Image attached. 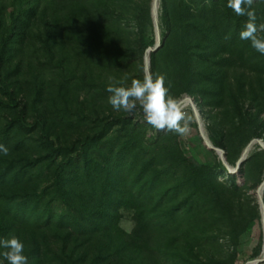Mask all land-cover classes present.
<instances>
[{"label": "trees", "instance_id": "obj_1", "mask_svg": "<svg viewBox=\"0 0 264 264\" xmlns=\"http://www.w3.org/2000/svg\"><path fill=\"white\" fill-rule=\"evenodd\" d=\"M12 1L15 5L10 12V26L5 25L0 18V94L7 97V101L0 99V106L15 114L11 121L12 129L15 128L19 133L30 134L36 126L30 127L27 122V107L20 105L17 93L14 92L17 78L20 77L22 70V61L19 60L14 66L15 60L20 59V54L25 50L30 38L38 39L42 44L50 47V44H54L59 37L68 38L74 35L72 29L75 27L81 29L90 20H107L108 18L102 12L97 14L105 0ZM16 2L19 3L16 4ZM43 2L44 8H42ZM23 5H28L29 8L26 12L20 13ZM252 8L258 18L257 22L264 23V0H254ZM160 9L161 46L156 52L151 53V74H159L158 54L164 46L171 43L173 39H178L181 43L177 57L178 67L180 66L183 73L170 85L166 80L170 94L179 98L183 92H186L194 98L200 110L218 109L228 100L236 101L235 96L238 93L231 86V79L233 72L243 70L244 82L238 84L237 90L241 93L240 96L249 98L253 107L257 108L259 111L257 117L264 114V55L252 48L249 40H241L239 36L247 22V16L236 15L227 7V0H160ZM142 14L144 15L137 19L138 40L135 53L137 51L145 53L156 45L155 38L149 37L146 30L147 23L151 24L150 8ZM38 15L44 23V31L37 37L32 33L31 28ZM172 15L176 17L174 18L176 25L172 24ZM104 45L103 49L107 56L102 55V58L109 61H121L120 65L125 62L124 59L120 60L123 53L112 39ZM87 53L95 55L90 52H86V55ZM87 58L90 57L87 56ZM101 62L98 60L97 63ZM182 86L184 88L178 90ZM43 95L44 93L38 92L36 100H46L43 99ZM52 98L49 97L50 104L54 105ZM255 124L257 128L249 140L263 138L264 119L256 121ZM37 125H41L48 151L46 155L36 160L27 161V165L30 169H36L39 166L54 164L52 187L55 189L57 201L69 211L67 214L55 215L51 206L52 202H48L43 210L45 225L52 228L71 226L81 233L98 234L103 237V245L99 247L94 264H103L113 256L116 261L126 253L143 256L140 264H145L147 259L154 264L149 255L158 260L157 258L163 253L164 240L170 235H173L169 242L170 246L173 245V241L184 240L186 247L191 249L189 239L199 227L198 223L204 220L207 212L211 211L209 208L218 206L224 208L221 201L216 198L215 184L218 183L220 176L227 177L223 184L228 188L235 190L239 188V176L231 174L223 164H220V173L213 169L193 167L190 171L191 178L186 183L177 184L170 191L164 190V179L168 174L160 163L164 148L158 154H154L153 150L150 156L146 153V158L140 162V154L147 152L150 148L144 144L145 136L148 131L155 129L148 124L140 127L133 125L130 120L117 119L104 125L92 137L58 147L50 140L51 131H58H56L55 122L47 126L43 115ZM116 125L121 128L115 136L117 157L114 163L105 164L101 158L105 155L103 156L98 148L106 150L105 147L109 142L114 141L110 138V131ZM173 136L176 137L177 134L172 131L160 132L149 142L154 146H162ZM210 140L215 147L225 153L228 152L223 139L212 136ZM167 155L172 157V166L179 165L181 160L179 148H175ZM251 159L248 158L245 162ZM239 173L244 174L242 169ZM25 177L24 173L12 172L11 169L0 173V201L12 203L14 206L13 217L7 216L0 210V237H19L23 234L24 246L30 242L37 250L40 245L39 238L43 240V243L46 242L47 231L23 233L15 221L16 219L25 221L29 217L28 212L38 207V202L29 196L17 200V193L24 189L17 184ZM6 181H9L13 187H17L4 189ZM183 189L189 192L186 199L178 206H171ZM125 214H129L134 222V228L130 234L120 228ZM180 216H186V221L191 227L187 226L189 228L186 229L180 225L178 223ZM248 230V225H245L241 233ZM240 235L234 238L236 245ZM263 243V237H261L253 253V259L262 256ZM158 251L161 252L159 255ZM107 253L110 255L106 256ZM29 260L31 264L40 263L39 258L33 254ZM183 264H195V261L189 262L184 259Z\"/></svg>", "mask_w": 264, "mask_h": 264}, {"label": "rangeland", "instance_id": "obj_2", "mask_svg": "<svg viewBox=\"0 0 264 264\" xmlns=\"http://www.w3.org/2000/svg\"><path fill=\"white\" fill-rule=\"evenodd\" d=\"M153 3L154 0H105L97 14L104 13L107 20H90L81 29L75 27L72 29L74 35L68 38L61 36L54 44L51 43L50 47L45 46L38 39L30 38L25 50L20 54V59L14 62V66H16L19 60L22 61L21 75L17 78L14 92L17 93L20 105L27 107V122L30 127L35 125L36 128L30 134L19 133L15 128L12 129L11 121L15 114L0 106V144L8 148L7 155L0 154V173L9 169L12 172L24 173L26 177L17 184L24 189L17 193V200L29 196L38 202L37 209H31L28 212L29 217L25 221L15 220L19 230L23 233L31 231L44 233L45 230L47 231L46 242L43 243V240L39 238L40 245L37 250L30 242L25 244L24 254L28 257V264H31L29 260L31 254L39 258V264H94L95 262V257L100 245H103L104 238L98 234L81 233L71 226L47 227L43 218V210L48 202H52L51 206L55 215L67 214L69 211H67V207L57 201L55 189L52 187L54 164L30 169L27 161L36 160L40 156L46 155L48 151L41 125H37L43 115L47 126L51 122H55L57 125L56 131H58H51L50 135V140L56 147L92 137L104 125L117 119L130 120L133 125L140 127L147 126L139 110L136 113L114 111L108 103V97L111 94L106 89L109 84L117 87L130 86L132 79H143L146 73L148 50L145 53L138 51L135 53L138 40L137 19L141 18L144 15L142 13L150 8L151 24L147 23L146 25L147 34L149 37L155 38L157 43L159 32L161 46L162 30L160 20L159 31L153 21ZM14 5L12 0H0V18L5 25L10 26V12L14 9ZM44 6L43 2L42 8ZM171 6L173 7V3ZM16 8L20 9V7ZM28 8V5H23L20 13L21 11L26 12ZM142 10L143 12H141ZM156 10L160 17V7ZM174 18L176 17L172 15L171 21L176 25L177 22ZM43 27L44 23L38 15L32 23V33L38 37V34L44 31ZM110 39L117 47H120L123 53L120 56V60H125L122 65H120L121 61H109L102 58V55H106V51L103 49L104 43ZM180 44L178 39H173L158 54L157 69L159 74L165 76L169 85L176 78L178 80L183 73L180 66L178 67L177 55L180 52ZM86 52L95 55L92 56L88 53L86 55ZM115 59L117 58L115 57ZM149 59L151 73V54ZM98 60L102 62L97 63ZM242 74H244L243 70L233 72L231 79V86L238 93L235 96L236 101L228 100L223 107L218 109L204 108L200 110L193 97L186 92L182 93L178 98L180 104L187 103V106L183 108L192 116L189 131L185 135L173 136L166 142L162 141L164 142L162 146H154L149 140L157 137L158 133L166 131L155 128L148 131L145 136L144 144L150 148L146 149L147 152L140 154V162L144 161L146 153L150 156L153 150L154 154H158L164 148L160 163L168 173L164 179V190L166 191H170L177 184L186 183L191 178L190 171L193 167L221 172L220 164L224 165L222 158L216 151L209 148L204 137L210 142L212 136L224 140L228 149V152L225 153L226 165L224 166L233 169V171L239 166L245 150L253 143L251 151L246 154V157L252 159L242 163L236 173L231 172V174L239 176L238 190L230 189L223 184L227 179L226 176H220L218 183L215 184L218 193H216V198L221 201L224 208L223 206L209 208L212 212L206 213L207 216L204 220L198 223V228L194 226L196 230L189 239L192 248L188 249L184 240L173 241V245L170 246L169 242L173 236L170 235L164 240L163 253L157 258L158 260L149 255L154 264H183L184 259L189 262L195 261V264H254L258 259H253L252 256L260 238L263 237L258 194L264 182V147L259 145V141L264 144V134L262 139L249 140V138L257 128L256 121L259 122L260 119L263 121L264 114L257 117L259 111L255 106L253 107L251 100L245 98L244 95L240 96L241 93L237 88L238 84L244 82L243 78L245 77ZM257 87H259L258 84ZM183 88V86L179 89L177 87L178 90ZM38 92L44 93L42 97L46 100L37 101L36 94ZM49 97H53L54 105L50 104ZM0 99L7 101V97L2 94H0ZM120 129V126L116 125L110 131V138L114 141L109 142L105 147L106 150L98 148L103 156L105 155L101 157L105 164L115 162L117 157L115 136L120 132ZM175 148H179L181 160L179 165L172 166V157L167 154H170ZM240 169L244 174L239 173ZM261 180L263 181L261 182ZM6 182L3 186L4 189L17 187L9 184V181ZM188 193L187 189H183L179 196L173 200L171 206H178L186 199ZM13 208L12 203L0 201V210L7 216H14ZM186 219V216H180L178 223L187 229L191 225L187 223ZM245 225H248L249 230L241 233ZM120 228L125 233H132L134 222L129 214H125ZM238 234L241 235L236 245L234 238ZM18 238L22 241L24 235L21 234ZM160 253L158 251V255ZM107 255L110 254L107 253ZM141 258L144 257L139 254L126 253L116 261L113 256L103 264H140ZM146 263L151 264L148 259L145 261Z\"/></svg>", "mask_w": 264, "mask_h": 264}, {"label": "clouds", "instance_id": "obj_3", "mask_svg": "<svg viewBox=\"0 0 264 264\" xmlns=\"http://www.w3.org/2000/svg\"><path fill=\"white\" fill-rule=\"evenodd\" d=\"M254 0H227V7L238 16H247V22L240 31L241 40H249L252 48L264 55V23L257 22ZM108 103L114 111L142 113L146 124L183 136L189 131L192 116L181 106L177 97L170 94L164 75L145 73L143 79H132L130 86L109 84ZM0 154L7 155L8 148L0 144ZM24 243L15 236L0 237V264H28L24 254Z\"/></svg>", "mask_w": 264, "mask_h": 264}, {"label": "water", "instance_id": "obj_4", "mask_svg": "<svg viewBox=\"0 0 264 264\" xmlns=\"http://www.w3.org/2000/svg\"><path fill=\"white\" fill-rule=\"evenodd\" d=\"M155 2H157V0H154V3H155ZM154 3H153V10H152L153 21H154V24H155V26H156L157 31H159V15H158V13H157V10H156V8H155ZM159 7H160V2H159ZM154 8H155V10H154ZM159 47H160V35H159V32H158L157 43H156L155 47L150 48V49L147 51V56H148V57L146 56V73H150V59H149V55H150L151 53H153V52H156V51L159 49ZM190 101H191V100L189 99V102H190ZM200 126H201V123H200ZM203 136H204V135H203ZM204 138H205V137H204ZM205 139H206V141L208 140L207 138H205ZM208 142L210 143V146H211L210 149L216 151L217 154L220 156V158H222V161H223L224 165H226V164H225V152H224L223 150H221L220 148L215 147V146H214L209 140H208ZM259 143H260V146H261V147H264V144H263L261 141H259ZM252 144H253V143H252ZM252 144H251V145L245 150V152H244V154H243V158L241 159V161H240V163H239V166H238L234 171H233V169L227 167V169L230 171V173H231V172H235V173H236V171L239 170L240 165H241L242 163H244V162L248 159V157H246V156L244 157V155H245V153L248 154V153L251 151V146H252ZM263 194H264V182L262 183V185H261V187H260L259 194H258L259 205H260L261 216H262L263 237H264V195H263ZM263 241H264V239H263ZM263 248H264V243H263ZM262 252H263V251H262ZM257 262H258L259 264L264 263V257H263L262 259H257Z\"/></svg>", "mask_w": 264, "mask_h": 264}, {"label": "bare ground", "instance_id": "obj_5", "mask_svg": "<svg viewBox=\"0 0 264 264\" xmlns=\"http://www.w3.org/2000/svg\"><path fill=\"white\" fill-rule=\"evenodd\" d=\"M159 1H160V0H157V2L154 3L156 9L159 7ZM186 104H187V103L183 102V104H181V105H182V107H186V106H187ZM205 138H206V137H205ZM206 143H207V145L209 146V148H211L210 143L208 142V140H207ZM259 145H260V143H259ZM245 156H246V153H245L244 157H245ZM263 257H264V253H263L262 256H261L260 258H258V259H262ZM254 264H259V263H258L257 260H256V262H254Z\"/></svg>", "mask_w": 264, "mask_h": 264}]
</instances>
